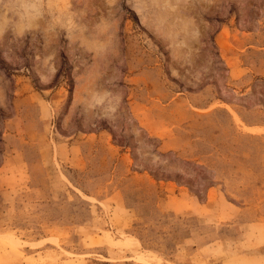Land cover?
Returning a JSON list of instances; mask_svg holds the SVG:
<instances>
[{"label": "rangeland", "instance_id": "obj_1", "mask_svg": "<svg viewBox=\"0 0 264 264\" xmlns=\"http://www.w3.org/2000/svg\"><path fill=\"white\" fill-rule=\"evenodd\" d=\"M0 264H264V0H0Z\"/></svg>", "mask_w": 264, "mask_h": 264}, {"label": "bare ground", "instance_id": "obj_2", "mask_svg": "<svg viewBox=\"0 0 264 264\" xmlns=\"http://www.w3.org/2000/svg\"><path fill=\"white\" fill-rule=\"evenodd\" d=\"M17 244V243H16ZM18 244H19V242H18Z\"/></svg>", "mask_w": 264, "mask_h": 264}]
</instances>
